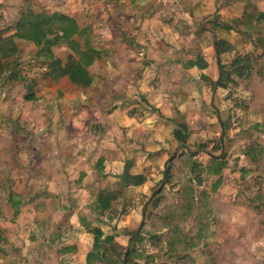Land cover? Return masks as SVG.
Returning a JSON list of instances; mask_svg holds the SVG:
<instances>
[{
	"label": "rangeland",
	"instance_id": "obj_1",
	"mask_svg": "<svg viewBox=\"0 0 264 264\" xmlns=\"http://www.w3.org/2000/svg\"><path fill=\"white\" fill-rule=\"evenodd\" d=\"M30 8L77 22L80 36L52 50L62 66L83 65L93 83L80 89L41 63L33 44L20 45L16 74L37 76L20 80L16 99L25 84L37 97L21 99L32 103L24 107L30 122L0 117V247L21 252L22 264H86L88 229L98 227L113 239L103 244L102 264H122L127 249L131 264H264V20L257 18L264 0H53ZM192 63L207 66L195 71ZM183 123L186 148L173 138ZM182 151L197 166L163 182L164 163ZM211 155L225 162L220 175L207 173ZM125 170L145 183L122 187ZM182 185L195 199L207 195L210 222L199 245L171 254L167 229L153 236L142 226L161 214L153 193L163 187L175 206ZM103 188L118 198L97 212ZM182 234L194 236L189 224Z\"/></svg>",
	"mask_w": 264,
	"mask_h": 264
},
{
	"label": "trees",
	"instance_id": "obj_2",
	"mask_svg": "<svg viewBox=\"0 0 264 264\" xmlns=\"http://www.w3.org/2000/svg\"><path fill=\"white\" fill-rule=\"evenodd\" d=\"M257 18L258 21L264 20V13L259 14ZM222 27L229 29L228 25H222ZM80 32L77 22L63 13H37L25 11L20 14L17 20L15 33L10 36L0 37V57L6 59L17 55L18 46L16 45L15 39L31 43L37 49L35 53L36 58L41 60V63L47 64L52 73L60 76L66 75L73 84L80 89H85L93 83V76L90 75L88 70L83 65L76 62H68L62 66L61 60L55 58L52 50L59 42L68 44L73 36H80ZM246 32L250 33L251 31L246 30ZM219 42H217V53L220 54L222 51H220ZM206 66L207 65L202 63H192L191 67L204 70ZM173 138L178 146H186L188 132L184 123L179 124L173 131ZM194 156L195 155H190L186 151L172 156L167 163L166 183L175 180L177 174L185 175L190 172V170H194L197 166L196 161L193 160ZM177 166H179L178 170ZM224 166L225 162L221 156L211 155L206 170L210 175H220ZM125 171L127 172H124L122 176V187L125 185L140 186L145 183L144 175L130 174L128 170ZM218 185L219 179L214 182V186L210 192L216 191ZM188 188L187 185L180 186L179 201L175 206L168 202L165 203V201L168 200L169 194L164 192L163 187L159 189V191H155L150 204L153 210L161 208V214H151L148 216L147 224H149V226H147V224H143L142 226V230H145L153 236L167 229V236H170L168 238L172 239V243H170L172 247L170 250L171 254L175 253V251H187L189 247H196L199 245L201 239L206 237V232L203 231L209 226L211 212L206 209L207 195L202 193L199 198L195 199L193 191H188ZM174 190L177 192V182L174 185ZM185 190L188 191L186 198L183 197V192ZM116 193L117 192L114 190L111 191L104 188L99 190L97 194L98 198L95 199L92 205L94 210L103 212L108 209V205L118 198ZM145 213L143 212V217ZM78 219L81 223H84V215H80ZM184 224L190 225V233L194 234L192 238L183 236L182 228ZM88 230L93 234V243L90 252L86 255V264H102L103 244L112 242L113 239L111 236H105L98 227L93 229L89 228ZM52 235L56 236L54 233ZM176 237L177 239L175 241L173 238ZM174 244H177L175 248H173ZM131 261L132 252L128 253L125 264H131Z\"/></svg>",
	"mask_w": 264,
	"mask_h": 264
},
{
	"label": "crops",
	"instance_id": "obj_3",
	"mask_svg": "<svg viewBox=\"0 0 264 264\" xmlns=\"http://www.w3.org/2000/svg\"><path fill=\"white\" fill-rule=\"evenodd\" d=\"M52 1L53 0H0V37H5L8 35L10 36L15 33L16 23L20 14L25 11H31V10H24V7L37 8L39 7V5L47 6ZM15 42L16 45L18 46L17 55L6 59H2L0 57V75L3 78L2 80H0V117H3L6 121H8L9 124L14 123L15 121L18 120H21L20 122H22L23 120H27L30 122L31 117H29L30 115H27L24 112L25 109L24 107L27 106V108H30L32 103L31 102L23 103L21 102V99L26 95L28 100L30 99L36 100L37 97L34 88L25 84L23 85V87L21 86V93H20L21 99L19 100L16 99V97L19 96L18 86L20 85V80H26L33 84L32 80H34L35 76H37V72H35V70L34 72L31 73L25 72L23 73V76L20 74L19 75L16 74V72L20 67V65L18 64H20V62L22 61L20 57L22 55H25L21 53V51H19L20 50L19 48L20 45H23L26 42L18 39H15ZM30 61L35 62L34 60L31 59ZM33 67L34 66H32L31 69H34ZM196 70L197 69L195 68V71ZM9 77L11 78L9 79ZM64 87L67 89L69 85H64ZM13 101H17V103L20 105V110H18L17 106L13 103ZM25 115H27L28 117L26 118ZM27 125L32 127V125L29 123ZM5 127L6 126L0 122V131L5 129ZM11 204H13V202ZM56 239H58V236L52 235V240L56 242ZM8 249L10 251L4 250L3 247H0V262L7 260L8 257H11V261L15 262V264H19V262L20 264H22L23 262L22 253L17 250L15 251L12 247H8Z\"/></svg>",
	"mask_w": 264,
	"mask_h": 264
},
{
	"label": "water",
	"instance_id": "obj_4",
	"mask_svg": "<svg viewBox=\"0 0 264 264\" xmlns=\"http://www.w3.org/2000/svg\"><path fill=\"white\" fill-rule=\"evenodd\" d=\"M214 45H215V47H216V49H217V43L216 42H214ZM180 147H184V148H186V146H180ZM174 156V155H173ZM170 159H168L165 163H164V181L163 182H165V180H166V177H167V163H168V161H169ZM128 250L129 249H127L126 250V255L128 254ZM125 259L123 260V263L122 264H125Z\"/></svg>",
	"mask_w": 264,
	"mask_h": 264
}]
</instances>
